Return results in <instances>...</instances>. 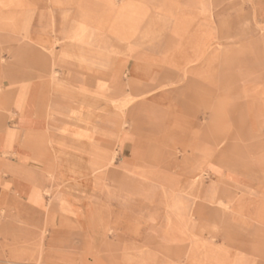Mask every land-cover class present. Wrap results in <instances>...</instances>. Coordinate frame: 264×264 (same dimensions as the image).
Here are the masks:
<instances>
[{
	"label": "rangeland",
	"instance_id": "1",
	"mask_svg": "<svg viewBox=\"0 0 264 264\" xmlns=\"http://www.w3.org/2000/svg\"><path fill=\"white\" fill-rule=\"evenodd\" d=\"M3 1L0 61L3 70L20 73L6 87L28 92L31 79L47 83L46 96L34 99L46 100L52 153L33 161L45 165L39 171L45 180L35 185L41 212H0V264H264L263 43L249 57L251 43L247 50L244 34H231L229 25L232 18L235 31L245 15L218 10L215 27L214 0H117L125 3L118 8L105 0L103 9L102 0H88L86 11L96 20L85 27L83 11L75 9L79 0H13V8ZM11 9L26 15L7 20ZM72 19L83 31H96L89 41L92 33L87 40L73 36L79 28ZM221 35L228 41L220 42ZM78 42L98 53L79 52ZM48 46L61 57V91L85 88L68 72L71 65L81 81H94L87 92L92 104L60 94L58 81L32 73L41 59L50 73ZM28 62L29 75H22ZM102 66L104 76L85 74ZM4 88L2 74L0 128H10L17 124L12 98L25 92L12 96ZM50 99L66 109L57 140ZM127 99L123 115L114 103ZM103 113V127L100 121L92 129ZM100 160L110 164L94 176L75 169ZM197 173L202 186L191 181Z\"/></svg>",
	"mask_w": 264,
	"mask_h": 264
},
{
	"label": "crops",
	"instance_id": "2",
	"mask_svg": "<svg viewBox=\"0 0 264 264\" xmlns=\"http://www.w3.org/2000/svg\"><path fill=\"white\" fill-rule=\"evenodd\" d=\"M214 10H215V27L218 26V18H217V12L220 11L221 15L223 11H235L238 10L241 12L242 15H245L244 19H240L239 23L237 24V29L235 31L232 30L233 28V19L230 18V32L237 33V34H244L245 41L247 42V50L250 49V43L252 45V51L251 55L249 54V57L254 58L255 57V51L254 46L255 44L262 42L263 43V50H264V0H214ZM74 21L75 26H77L79 29L76 30L75 33H80L84 35V39L87 40L89 35L92 33V36L88 38L93 37L95 30H87L83 31L80 26L78 25V21L76 19H72ZM62 22V20H61ZM87 27L88 21H85ZM62 25V24H60ZM91 25V24H89ZM91 26H94L92 24ZM221 27L220 31L222 32V18L220 17V25ZM224 27H227V24L224 25ZM102 33L105 32L104 30V24L101 25ZM93 31V32H92ZM225 33H227V30H224ZM1 40V39H0ZM224 42L228 41L227 39H223ZM222 40V35L220 42ZM102 42V51L104 50V36L102 35L101 38ZM229 42H232V40H229ZM84 43L78 42L76 44L77 49L79 52H91V56H94L95 53H98V50H95L92 47H89L87 45H84ZM40 53V52H39ZM97 56V55H96ZM29 57V54H28ZM27 57V58H28ZM256 57H259L256 55ZM2 61H5L2 59ZM25 58V57H24ZM102 65H104V54L102 55ZM30 62V61H29ZM27 63L28 67H23L21 70L22 75H29L30 72V64ZM33 62V61H32ZM35 63H37V66L35 67L33 64L32 66L34 68H37V70L33 71V74L39 75V77L46 78V73L44 72V59L41 60H35ZM84 65H81L82 67ZM69 73L70 75L74 74L76 77V81L79 82L78 85H84L85 88L81 90L82 94L80 92H75L74 94H69V98L74 97L76 100H84L86 103H93V95H90V93L87 92H93L94 90V81L91 79H87L86 82L81 81L82 78L78 77L77 69L72 68L70 65L69 67ZM94 68V67H93ZM98 68V66H97ZM2 62L0 61V75H4V89L6 91H10L11 95L14 94L15 90H21L25 92V95L23 94V97L20 98L19 94L16 96V100L12 98L15 102L13 104L15 112L17 114V124L15 126H12L10 128L1 127L0 128V212L4 213H11L15 209H17L18 212L22 214H34L41 212V209L43 208V198L41 195L38 194L37 187L35 186L37 184H41L43 180H45L43 174L39 171L45 169L43 165L42 167H36L34 166V160L43 161L44 158L41 154L48 155L51 154V151H47V148L49 146V136L46 132L45 123L46 116L45 113H43V107L45 106L46 100H40L37 98L34 99L35 96L38 94H42L46 96V85L47 83H44L42 81H39L41 79H31V86L18 88H8L6 87L9 83H14L12 78L14 77V74H20L17 70L14 71L13 68L6 67L5 70ZM40 69V70H39ZM74 72V73H73ZM80 73V72H79ZM86 75H99L101 76L105 75L104 66H102L101 71L96 70L95 72L90 71L89 73L86 72ZM79 79V81H78ZM22 81H30L29 79H22ZM76 82V83H77ZM49 89V88H47ZM14 90V91H13ZM80 91V90H79ZM86 92V93H85ZM81 94V95H80ZM89 95V96H88ZM13 96V95H12ZM12 100V101H13ZM62 102V99H60ZM81 102V101H80ZM12 103V102H11ZM61 104V103H60ZM89 104V105H90ZM48 107L49 112L54 111L55 113H63L65 114L66 109L60 110V106L56 105L54 102V99H50L48 101ZM62 105V104H61ZM65 105V103H64ZM88 106V105H87ZM53 107V108H52ZM32 109V111H30ZM32 112V113H31ZM36 112H38V116H36ZM127 112V111H126ZM73 114H77V111L73 112ZM49 115V114H48ZM51 115H49L50 117ZM92 117V116H91ZM94 117V116H93ZM100 118L102 120H96L97 126H92V129H100L99 123L101 121L102 127L105 122V114L103 113L100 115ZM63 117L56 118L54 120V129L51 131L54 133V139L57 140V135L55 134L57 129L61 127ZM94 120L92 119L91 122ZM65 122V120H63ZM66 123V122H65ZM65 127V126H64ZM63 127V128H64ZM12 131H14L13 135L11 134ZM12 135V136H11ZM41 155V156H40ZM37 157V159H35ZM16 160V161H15ZM47 163L48 162L46 159ZM90 168L86 164L83 165V167H77L75 168L76 171L78 170H86ZM36 180V181H35ZM28 216V215H27ZM5 224H8L5 222ZM1 226H3V223H0ZM7 226V225H6ZM14 245L16 246L17 241L14 240ZM13 255V254H12ZM14 258V257H13ZM17 260H15L16 262ZM21 264L25 263L24 261H17Z\"/></svg>",
	"mask_w": 264,
	"mask_h": 264
},
{
	"label": "bare ground",
	"instance_id": "3",
	"mask_svg": "<svg viewBox=\"0 0 264 264\" xmlns=\"http://www.w3.org/2000/svg\"><path fill=\"white\" fill-rule=\"evenodd\" d=\"M121 1V0H120ZM125 1V0H124ZM123 1V2H124ZM88 0H79L78 1V3H77V5H76V8L75 9H78V10H82L83 12H82V15H83V18H84V20L85 21H88V19H92L93 21H95L94 20V17L95 16H93V13H90V12H87L86 10H87V6L89 5L88 3ZM102 2H103V7H102V9L105 7V0H102ZM107 2H108V4H111V5H114L115 6V8H118V7H122L124 4H123V2H117V0H107ZM1 3H5L3 0H0V5H1ZM12 3H13V0H8V2H7V4L6 5H10L11 4V7L10 8H13L12 7ZM1 7V6H0ZM56 7V6H55ZM12 11H10L9 13L8 12H6L5 13V15L6 16H4L5 18H7V20L8 19H10V20H17V19H23V17H25V13H23V12H15L13 9H11ZM103 13L102 14H105V12H104V10L102 11ZM2 14L0 15V17L2 18ZM97 17V16H96ZM60 20H61V18H60ZM89 20V21H90ZM53 21V20H52ZM55 22H58L57 21V19L55 18V20H54ZM84 21V22H85ZM82 22V21H81ZM102 23V22H101ZM100 23V24H101ZM0 32H2V30L0 29ZM78 34L79 33H76V34H74L73 36H78ZM71 37V36H70ZM55 39V38H54ZM89 41V40H88ZM50 44V43H49ZM55 45V44H54ZM70 45V41H66V42H64V45L61 47V49H60V51H64V52H66L65 50H67V48H68V46ZM54 48V47H53ZM51 46H48V47H46V50L48 49V53H50V56H52L53 57V61H52V63H53V65H52V69H51V71H50V73L49 74H47V78L49 79V80H51L53 83L54 82H56V81H58V83H59V85H58V87L56 86L55 87V90H57V91H60V92H62L61 90L62 89H64V88H62V86H60V82H63L62 80H61V78H60V73H59V65H61V62L59 63V61L58 60H61V57L60 58H58L57 57V55H56V52H54L53 49ZM45 49V48H44ZM56 49H57V47H56ZM64 57H66V55H64ZM63 63V62H62ZM32 74V73H31ZM38 74V73H37ZM39 76V75H38ZM101 81V80H100ZM79 92H82V91H79ZM83 93V92H82ZM81 93V94H82ZM86 93V92H85ZM60 94H62V95H65L66 97H69V95L67 94V93H64V92H62V93H60ZM80 94V95H81ZM91 95V94H90ZM99 96V95H98ZM100 97V96H99ZM131 97V96H130ZM129 97V98H130ZM103 98V97H102ZM131 102V99H127V100H125V101H123V102H118V103H114V104H118L119 106H120V108H121V110H120V112L123 114V115H125V114H127V106H128V104ZM134 102V101H133ZM48 110H49V108H48ZM48 112V111H47ZM56 115L57 117H59L61 114H63V113H55L54 111H50L49 112V115ZM11 115V114H10ZM47 118V117H46ZM125 121H126V118H123V120H122V123H125ZM69 128V126H65L64 127V130L66 131L67 129ZM87 136V134H85V135H82V137H86ZM92 140V139H91ZM57 151V150H56ZM80 151V150H79ZM180 152H182V153H186L187 151H183V150H181ZM90 157H91V155H90ZM189 158V157H188ZM113 159V158H112ZM16 161V160H15ZM99 163H101V165L99 164V165H96V164H94L93 165V162H88L86 165L87 166H89L90 168H88V169H86V170H82L83 172H85V173H87V174H89V175H91V176H94V175H96L99 171H101V170H103V169H105L106 167H108L109 166V164L110 163H106L105 164V162L103 161V160H100V162ZM107 165V166H106ZM207 173V172H206ZM205 173V174H206ZM56 175L57 174H55V173H51V179H56ZM205 176V175H204ZM45 177L47 178V179H49L50 180V177L49 176H47V174L45 175ZM191 181H192V183H194L195 185L197 184L198 186H202L203 184H204V179H203V174L202 173H197V174H193L192 175V179H191ZM47 186H45V188H44V191L45 192H48V191H51V189H52V186H51V188L50 187H47ZM55 187V186H54ZM94 212V211H93ZM4 213V212H3ZM45 243V242H44ZM46 246V245H45ZM47 250H49V249H47ZM54 251V250H53ZM46 252H45V250H44V244L40 247V251H39V254H38V256H37V259L38 260H44V257H45V254ZM48 254H49V252H48ZM28 256V255H27ZM48 257V256H47ZM28 258H30L29 256H28ZM21 264V263H20ZM24 264V263H23ZM34 264V263H33Z\"/></svg>",
	"mask_w": 264,
	"mask_h": 264
}]
</instances>
